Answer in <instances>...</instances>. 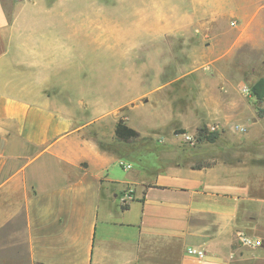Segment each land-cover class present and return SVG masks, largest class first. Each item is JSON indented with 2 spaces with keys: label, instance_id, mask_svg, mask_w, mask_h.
<instances>
[{
  "label": "crops",
  "instance_id": "crops-1",
  "mask_svg": "<svg viewBox=\"0 0 264 264\" xmlns=\"http://www.w3.org/2000/svg\"><path fill=\"white\" fill-rule=\"evenodd\" d=\"M68 1L0 0V264L23 249L25 264H264V237L246 210L251 181L224 163L174 162L161 145L169 89H123L112 104L68 72L77 47L91 44L78 41L87 26L61 19ZM182 1L184 17L161 23L152 11V24L127 25L152 32L157 67L172 61L166 43L183 41L187 55L190 32L200 31L188 7L199 21L204 0ZM120 118L140 137L118 140Z\"/></svg>",
  "mask_w": 264,
  "mask_h": 264
},
{
  "label": "rangeland",
  "instance_id": "rangeland-1",
  "mask_svg": "<svg viewBox=\"0 0 264 264\" xmlns=\"http://www.w3.org/2000/svg\"><path fill=\"white\" fill-rule=\"evenodd\" d=\"M69 2L71 12L61 19L87 26L78 32L82 36L78 41L91 44L77 47L75 66L68 72L76 73L85 88L99 92L93 100L107 98L112 104L122 102L123 89L141 94H152L158 87L169 89L166 98L172 103L165 106L167 112H159L164 119L161 136L167 138L161 145L171 147L174 162L224 163L242 171V180L251 181L247 182L252 198L251 206L246 204L247 215L252 216L256 234L264 237V100L258 102L252 94L254 83L264 77V0H204V16L199 21L191 16L189 6L190 23L199 24L200 31L190 32L187 55L183 41L166 43V55L172 61L159 67L152 64V32L140 33L126 29L127 25L152 24V11L161 23L176 14L184 17L182 0ZM6 7L11 11L8 2ZM99 25L111 28L106 31ZM154 67L158 68L156 80L152 79ZM184 91L189 95L184 96ZM200 127L217 132V140L197 142ZM138 142L142 148L149 144L144 139ZM155 145L152 141L153 150H161ZM149 152L148 156L153 154ZM24 252H14L7 264H25Z\"/></svg>",
  "mask_w": 264,
  "mask_h": 264
},
{
  "label": "trees",
  "instance_id": "trees-1",
  "mask_svg": "<svg viewBox=\"0 0 264 264\" xmlns=\"http://www.w3.org/2000/svg\"><path fill=\"white\" fill-rule=\"evenodd\" d=\"M252 94L256 97L258 102L264 100V77L260 78L252 86ZM115 134L118 140L129 142L133 139L140 137V132L135 128L130 127L123 118H120L117 122ZM218 138V133L214 131H209L207 127L198 128V134L196 135L197 142H215ZM211 162H202L196 163L193 168L201 169L204 167L211 166ZM127 207V204L124 203V208Z\"/></svg>",
  "mask_w": 264,
  "mask_h": 264
},
{
  "label": "built area",
  "instance_id": "built-area-1",
  "mask_svg": "<svg viewBox=\"0 0 264 264\" xmlns=\"http://www.w3.org/2000/svg\"><path fill=\"white\" fill-rule=\"evenodd\" d=\"M241 240L247 246H261L263 242L261 239H255L248 235H242ZM187 253L189 255L196 256L199 259H203L205 257V251L195 247H189L187 249Z\"/></svg>",
  "mask_w": 264,
  "mask_h": 264
}]
</instances>
